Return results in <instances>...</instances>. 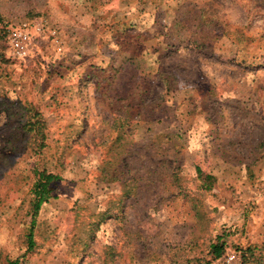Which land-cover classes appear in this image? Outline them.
I'll use <instances>...</instances> for the list:
<instances>
[{
	"label": "rangeland",
	"instance_id": "1",
	"mask_svg": "<svg viewBox=\"0 0 264 264\" xmlns=\"http://www.w3.org/2000/svg\"><path fill=\"white\" fill-rule=\"evenodd\" d=\"M33 168L60 179L27 253ZM221 235L264 264V0H0V264H222Z\"/></svg>",
	"mask_w": 264,
	"mask_h": 264
},
{
	"label": "trees",
	"instance_id": "2",
	"mask_svg": "<svg viewBox=\"0 0 264 264\" xmlns=\"http://www.w3.org/2000/svg\"><path fill=\"white\" fill-rule=\"evenodd\" d=\"M5 35V34H4ZM5 44L8 47V43L5 37ZM25 114L22 115L24 121H22V130L25 135L28 136V141L30 142V147L32 153L37 156L40 155L42 150L46 147V126L42 119L41 114L37 109L27 105L25 108ZM197 176L201 181L202 188L206 191L211 190L215 183V178L210 175H204L200 169H197ZM32 183L29 188V212L30 217L29 228L26 233V252H30L35 248L34 241V228L36 218L42 207V205L48 203L51 199L55 198L53 185L60 178L57 174L47 171L46 169H32ZM126 196H129L128 190L125 192ZM226 236H219L216 238V241L209 246V255H211V262H216L221 257L227 254V251L230 250L232 246H229L228 242L225 240ZM238 246V245H237ZM235 247L233 252L238 254V261L236 264H247L250 262V259L254 256V250L252 247L248 246L243 249L238 246ZM230 247V248H228ZM25 258V254L21 258L14 260L6 259L4 264H21Z\"/></svg>",
	"mask_w": 264,
	"mask_h": 264
},
{
	"label": "built area",
	"instance_id": "3",
	"mask_svg": "<svg viewBox=\"0 0 264 264\" xmlns=\"http://www.w3.org/2000/svg\"><path fill=\"white\" fill-rule=\"evenodd\" d=\"M35 25V31L40 32L42 27L37 26V24ZM33 35V29L26 23L21 26L8 28L6 41L8 43L9 54L13 59L23 61L30 56ZM237 260L238 256L235 252L227 253L226 256L220 259L222 264H236Z\"/></svg>",
	"mask_w": 264,
	"mask_h": 264
}]
</instances>
